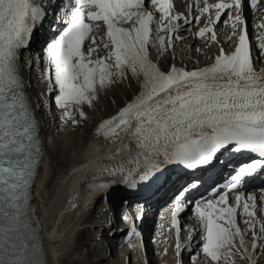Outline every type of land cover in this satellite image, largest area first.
Instances as JSON below:
<instances>
[{
	"label": "snow or ice",
	"instance_id": "obj_1",
	"mask_svg": "<svg viewBox=\"0 0 264 264\" xmlns=\"http://www.w3.org/2000/svg\"><path fill=\"white\" fill-rule=\"evenodd\" d=\"M243 3L247 6L249 0ZM148 4L149 0H49L54 17L50 20L41 0H0V264H48L38 222L34 228L28 215V190L37 175L42 149L40 122L21 76L23 67L34 62L39 66L41 61L47 91L55 106L63 109L60 119H70L72 124L78 123L73 111L80 120L86 119L84 106L91 108L100 93L129 79L130 73L139 91L97 129L105 136L123 131L128 137L123 145L129 156L127 167H114L110 175L116 179L109 185L123 184L143 199L184 180L172 201L174 225L177 214L194 201L192 193L199 191L202 182L187 172L173 180L169 166L206 172L247 158L232 168L219 189H211L215 200L195 201L202 225V244L197 247L210 258L209 264H235L236 256L257 264L256 256H264V219L254 218L255 198L248 195L243 200L240 194L246 185L264 182V73H257L250 62L242 0H196V14L189 12L191 19L174 14L171 0H150V7ZM251 4L255 6L256 0ZM233 9L235 16L231 15ZM222 14L229 16L224 23L231 22L233 34L238 35L232 53L221 49L209 66L192 70L175 64L162 69L150 58V47L159 56L173 48L174 41L184 39L178 35L181 20L184 25L193 21L199 25L204 17V26L195 36L211 34L210 39L216 41L215 26ZM101 25L105 31L98 42ZM33 46L39 50L35 60L25 55ZM101 46L109 49L107 55L93 58ZM100 187L105 188L101 195L106 197L110 187ZM232 192L237 193L234 205L228 199ZM138 207L142 210L143 206ZM240 209L248 217L244 232L237 225ZM119 218L129 219L128 213ZM248 231L250 245L245 241ZM136 234L134 227L128 232L129 236ZM194 236L190 232L189 241ZM176 247L179 255L181 246Z\"/></svg>",
	"mask_w": 264,
	"mask_h": 264
},
{
	"label": "rangeland",
	"instance_id": "obj_2",
	"mask_svg": "<svg viewBox=\"0 0 264 264\" xmlns=\"http://www.w3.org/2000/svg\"><path fill=\"white\" fill-rule=\"evenodd\" d=\"M184 1L185 0H182L181 4H183ZM208 2L214 3L215 0H208ZM247 5L249 7V13L247 11V15H249V18H250L249 19V22H250L249 26L251 27L252 25H254V27H257L256 29L255 28L254 29H255V32L258 34H257V36H255V35L254 36H255V38H257L256 39L257 44L264 46V27H260V25L264 24V20H262V18H264V0H256L255 6H252V4L249 1V3ZM180 6H182V5H180ZM193 6H194V4H193ZM148 7H150V0H149ZM181 9H182V7H181ZM225 12L227 13V10H225ZM57 13L61 16V18H63L62 13H60L59 11H57ZM157 15H158V13H157ZM231 15L232 16L236 15V12L234 9L232 10ZM52 19L54 20L53 16H52ZM226 20H229V16L224 14L221 18V21L218 22L219 28L217 30L215 29L216 36H218L220 34V36L222 37V36H225L226 33L228 32L230 27L224 23V21H226ZM262 21H263V23H262ZM179 23L181 25H183V28L178 33V35L184 37V39H182L180 41H174V47L167 49L163 54H161L159 56L157 55L156 49L153 48L154 58H155L156 63H158L162 69L167 68L173 64H175V66H177V67L187 66L188 70L207 66V65L204 66V64L201 65L198 62V60L201 61L205 58L204 52L206 50H204V48H206L208 50L212 47L211 52L214 54L213 59H215L218 51L221 48L220 44L217 42V40L216 41L211 40V42L209 44L207 39H208V37H210V34H207L206 37H204V38H201V37L196 38L194 36V34H195V21L193 22V24H189V25H184L183 20L179 21ZM48 27L49 26H45V28H48ZM237 30L238 29H236V32H237ZM104 31H105L104 26L101 25L100 30L96 33L98 42L103 37ZM218 32H219V34H218ZM233 32H234V30H233ZM255 32H253V33H255ZM236 37H237V35H235V34L232 36V42H234L236 40ZM194 40H195V42H194ZM199 42L201 44H199ZM197 45L199 46V51L198 50L194 51L191 49L193 46H197ZM201 45L204 47L202 48ZM228 46H229V43L224 46V49H226ZM35 48L36 47L33 46L32 52L31 53H25V55H30L31 58L33 60H35V56L39 52V50L35 49ZM175 48L178 49L180 56L186 55L189 57H185L183 59L175 58L172 54V51ZM188 48L190 49L189 53H191V54H185V53L182 54L181 53L182 51H187ZM108 51H109V49H105L101 46L98 53L94 54L93 58H95L96 55L105 56V55H107ZM223 51H224V53H227L229 51V49H226ZM261 57H264V52L263 51L261 52L259 49V53L257 51V53H255L253 56V61H254L253 67L257 68V67H261L263 65L262 60L260 59ZM21 63L23 64L24 61L22 60ZM23 71L26 73L27 80H29V82L31 81V83H29V90H27V97L29 99L30 106L35 110V116H36L37 120L42 124L41 129L40 128L39 129H40L41 135L43 134V138H45V139H43V141H44L45 146L47 148L46 153L49 151V152L56 155L53 159L50 156H48L49 166L53 170L52 171V178L49 182L50 185L48 187V190H51V193H52V191L54 190V182L56 181L57 177L60 176L61 174H63V172L65 171V169L67 167L72 165L73 161H71L70 155L74 156L75 158H78V155L80 156V154H81V149L84 146H88L91 143L90 141H98V140H102V139H104L105 142L108 141V139L111 136H105L103 134V132H99V133L97 132L99 124L101 122H103L104 120L109 119L111 116L116 115L118 113L119 109L124 107L125 104L127 102H129L137 94V92L139 91V89H137V88H139V85L137 84V82L134 79L131 78L130 73H129V79L124 80L122 82H118V83L112 85L110 88H108L104 92L100 93L98 96V99L93 102V106L91 108L84 106L83 110L86 113V117H87L86 119L80 120L78 113L73 111L72 116L78 121V123L72 124L70 119H68L67 121H63L60 119V116L63 112V109L57 108L55 106L54 97H53L52 93H49L47 91L48 81L44 75L45 67H44L43 62L41 61L39 66H37L34 62L31 67H27V66H26V68L23 67ZM133 84L135 87L133 86ZM32 99L35 100V104H36L35 106L33 104ZM37 105H40V107H36ZM61 146L63 149L60 148ZM64 156L69 157V159L67 158L68 161L63 166H58L56 161H54V160L59 159L60 157H64ZM178 166L179 165H171L169 167L172 170L176 169L173 172H177L178 171L177 169L181 168V166H179V168H178ZM181 170H184V169L182 168ZM180 174H181L180 172L173 174V180H175L176 176H178ZM114 178H111L112 181L114 180ZM115 186H113L111 188L112 191L109 190L106 197L101 196V198H99V200L97 201V204L92 206L94 208L83 209L85 214L91 213L94 209H95V213H93V215L90 216L89 219L84 220L83 223L78 226L77 230L72 233L71 240L73 241V245L70 246L69 248L65 247V249H66L65 253L66 254H62L61 255L62 258L61 257L59 258L60 264H93L94 263L96 258L93 257L94 256L93 253L95 252L92 250L93 246H98L100 248V247H102V244L100 242L94 243L93 245H91L89 243V242H91V239H92L91 236H93L97 233V229L91 231L92 227L91 226L88 227V225H93L97 221L103 220L105 225H107V227H108V228L106 227L107 232H108V230H112L114 228H116L117 231L118 230L121 231L122 228H117L116 226L118 225V227H120V226H122V224H128L129 226H133L135 228V230L138 228H141L144 225L142 218L136 219L134 221V216H135V218H137L138 216L143 217V215L146 214V210L144 211L145 214L142 212L143 210L138 211V209H140V207H138L139 206L138 205L139 200L141 201L143 199L134 196L133 199L129 202L125 198H127V195L130 193V191L127 190L123 186V184H118V185L115 184ZM169 186H171V185H169ZM164 189L165 188L160 190L161 191L160 195L159 194L155 195L148 202V203H152L155 200L154 201L155 204L152 203V205H155L152 208L153 210L147 209L148 210L147 213L149 214L150 218L152 219V223H153L152 224L153 226H151L152 229H150V231L148 232V234H149L148 241L150 244H152L151 246H152L153 255L155 258L158 259L159 264H170V263H168V259L171 258L172 255L174 254L173 252H174V248H175L173 246L174 236L172 234V227L171 226L167 227L168 231L167 230L159 231V234L161 236H160V238H158V240H160V241L156 240L158 235L156 234L157 229H155V228H158L157 226H159V223L162 222L161 220H163V222H165V223H168V220H170L169 219L170 216L168 215V214H170L169 212L166 213V217H163V215L162 216H160V215L163 214V211L165 210V208L163 209V205L167 202L168 203L171 202L169 200H171L173 198L170 196L176 192V189L173 190V192L167 196L162 195ZM247 191H246L247 193L245 192V195L252 194L250 192L251 190H247ZM149 196H151V195H149ZM115 198L117 199V203L119 205V206L117 205L115 207L118 218L123 213L126 212V213H128L129 219H127V220L121 219L122 220L121 221L119 218L118 222H115V224H111L112 227H111V229H109V225L107 224L108 223L107 220L104 221L109 216V213L111 214V212H109L107 210L108 209L107 207H109V204H108V202H106V200H112L113 201ZM159 198H160V200L157 201L159 203H157L156 200H158ZM166 199H168V200L166 201ZM125 202H127V203L125 204ZM168 203H167V205H168ZM152 205L150 207H152ZM161 206H162L161 209H163V210L158 209ZM101 208L105 209L106 211L105 212L103 211V213H98L101 211ZM185 210L186 211L183 215L184 220H183V222L181 221L182 222V223H180L181 225L179 224L178 238L182 243H181V247H180L178 257H179L180 263H181V261H183V264H190V262H194L192 260V257L195 256L198 258V255L196 253V250L198 248L197 244L198 243L202 244L200 234L195 233L194 239L189 241V239H188L189 233L193 232V231H190L189 233L186 232V230L188 229L186 222H190V219L193 218L194 214H196L195 200L192 202V204L190 206L186 207ZM256 211L258 212V215H259L256 220L260 221L261 219H264V208L259 209V211L255 210V212ZM240 213H239V216H237V222L241 226V231L243 232L247 228V226L244 223V220L248 219V217L246 218L245 215H242V209H241ZM256 230L258 231L257 226H256ZM128 232H129V230L125 231L124 235L120 236V239L118 238V240H116L117 246L115 247V254L117 253L119 260L120 261L124 260L126 264H136V261L137 262L140 261V259H141L140 257H142L139 249L141 248V246H143V242H142V240L139 237L137 232H136L137 234L134 236H129L127 234ZM245 239L246 240L251 239V231L247 232ZM192 242H193V244L196 243V247H194L193 245L189 246L192 244ZM129 243H131V246H129ZM187 243H188V245H187ZM156 246H158V247H156ZM175 246H176V244H175ZM186 248H187V253H186L187 258L185 260H182L180 258V253H182V251L186 250ZM199 249L200 248H198V250ZM105 251L103 250V252H105ZM259 251H260V249H258L257 253H259ZM193 253H194V255H193ZM209 259L210 258H208L206 255L203 254V255H201V260H199V264H209ZM240 259L241 258L239 256H236L235 257V264L240 263ZM108 261L109 260H107V261L102 260L101 262H99L97 264H109ZM241 261L245 262V260H242V259H241ZM222 263H223V261H222ZM261 264H264V256H262Z\"/></svg>",
	"mask_w": 264,
	"mask_h": 264
},
{
	"label": "bare ground",
	"instance_id": "obj_3",
	"mask_svg": "<svg viewBox=\"0 0 264 264\" xmlns=\"http://www.w3.org/2000/svg\"><path fill=\"white\" fill-rule=\"evenodd\" d=\"M181 1L182 0H171V2L174 5V14H184L185 16H188L191 19L189 12L191 11L192 15L196 14V7H195L196 1L195 0H185L183 2V4H181ZM41 2L43 4V6H45V7L48 6V4L46 3V0H42ZM216 2H219V0H215L214 3H216ZM193 4H194V6H193ZM180 5H182V6H180ZM242 6L245 7L244 3L242 4ZM181 7H182V9H181ZM48 11H49V19L53 20L52 14H51L52 9H48ZM57 11H59V8H57ZM248 11H249V9H248ZM223 15L224 14H222V16ZM262 20H264V18H262ZM193 22L191 24H193ZM203 22H204V17H201V22L199 25H197V23L195 22V32L198 31L199 27L204 26ZM262 23H263V21H262ZM47 25H48V22L46 21L45 26H47ZM227 25L230 28H229L228 32L226 33V35L221 37L219 32H218L219 35L216 36L217 37L216 40L221 46L217 55L220 54L221 49H223V50L229 49V51L225 54H230L235 50V43L237 41L238 35L235 34V35H237L236 41L232 42V36L234 34H233V29L231 27V22L227 23ZM218 28H219V24L217 23L215 26V29L217 30ZM249 28H251V27L249 26ZM254 28L256 29L257 27H254ZM238 32H239V29H238L237 33ZM215 33H216V31H215ZM257 34L258 33H256L255 36H257ZM194 36H195V34H194ZM195 37L197 38V36H195ZM207 40H208V43L210 44V42H211L210 37H208ZM194 42H195V40H194ZM228 43H229V46L226 49H224V46L227 45ZM199 44H201V43L199 42ZM201 47L203 48L204 46L201 45ZM35 49H37V48H35ZM188 49H187V51H182L181 53L182 54L183 53L191 54V53H189L190 49L189 50ZM191 49L194 51H197V49H199V46L198 45L193 46ZM254 49H255V53H257V51H259V49L261 52L262 51L264 52V46L263 45H259L257 50H256V48H254ZM204 50H206L204 52L205 58L201 61L198 60V62L201 65L204 64V66L205 65L209 66L211 63L214 62V59H213L214 54L211 52L212 47L208 50L206 48H204ZM149 51L151 53L150 58L153 60V62L156 63L155 58H154L153 48L150 47ZM172 54L175 58H178V59H183L185 57H189L186 55L180 56L177 48H175L172 51ZM260 59L262 60L263 65L261 67H257V68L253 67V68L257 73H264V57H261ZM250 62L252 63V66H253L254 61H253L252 56H250ZM21 76H22L23 81H24V91L27 95V90H29V83H31V81L29 82V80H27L26 73L23 71V69L21 71ZM133 86H134V84H133ZM137 89H139V88H137ZM32 101H33V104L35 106L36 105L35 100L32 99ZM38 127L41 129L42 124L39 123ZM40 129L38 131V135H39L40 140H41L42 158H41V162L37 166V175L33 178V182L30 185L29 190H28L29 191L28 203L30 205V208L28 210V215L31 217V223H32V226L34 228L37 227V222H38V232H39L40 243H41L43 252L45 254V258L48 261V264H60L59 258L60 257L62 258V256H61L62 254H66L65 253V251H66L65 247L69 248L70 246L73 245V241L71 240L72 233L77 230L78 226L81 225L84 220L89 219L90 216H92L93 213H95V209H94L93 210L94 212L92 211L91 213L85 214L83 209H87V208L92 209V208H94L92 206L97 204V201L102 196L101 194L105 191V188H101L100 185H105L107 187H110V190L113 186H115V185H109V182L112 181L111 178L115 177V176L110 175V173L112 172L114 167L119 166L120 164H125V166L127 167V160L129 159V156L127 154V151L124 149L123 145L125 144V141L128 139V137H127L125 132L120 131L116 137L111 136L107 142H105L104 139L98 140V141H90L91 143L88 146H84L81 149L80 156L78 155L79 153L77 154L78 158H75L74 156L70 155L71 161H73L72 165L67 167L65 169V171L63 172V174H61L60 176L57 177L56 181L54 182V190L51 193V190H48V187L50 185L49 182L52 178V171L53 170L49 166L48 156H50L53 159L56 155L49 152V151L46 153L47 148H46L45 143L43 141V139H45V138H43V134L41 135ZM133 146L134 145H130L129 147H133ZM60 148H62V146ZM67 158L69 159V157L64 156V157H60L59 159H56L54 161H56L58 166H63L68 161ZM132 159H135L134 155L132 156ZM226 159H228V158H226ZM246 161H247V159L244 160L243 162H246ZM105 168H107L108 171H104ZM182 168H183V166H181V169ZM175 170L176 169H174L173 171H175ZM177 172H173V173L176 174ZM178 176H184V174L181 173ZM115 179H116V177L114 178V180ZM177 182H179V181H177ZM176 186H177L176 184L174 187L172 186V190H174V188H176ZM160 192L161 191H159L158 193L155 192L154 195L146 196L148 198L147 200H150L151 198H153L157 194L160 195L161 194ZM250 192L251 193L253 192L252 193L253 195L252 194L245 195V193L240 192V194L242 195V199L246 200L248 195H252L255 198V205H256L255 210L259 211V209L264 208V191H250ZM236 194L237 193H233L231 196H228L230 205H234ZM162 195H164V192L162 193ZM133 197H134V195H131L129 193L127 195V198H125V199H127L130 202L133 199ZM172 198H174V195L172 196ZM212 199L215 200L214 197ZM159 200H160V198L158 200H156V202ZM109 201L111 203H113L112 200H108L107 202H109ZM154 201L152 203H154ZM169 201H172V199ZM152 203H148V204L152 205ZM157 203H159V202H157ZM167 203H165L163 205L165 210L163 211V214H161L160 216L163 215V217H166V213L169 212L170 214H168V215L170 216V218H169L170 220H168V223H165V222H163V220H161L162 222L159 223V226H157L158 228H155V229H157L156 234L158 235L156 240L160 241V240H158V238H160V236H161L159 234V231H165V230H167V227H169V226L172 227V234L174 236L173 246L175 248H174V252H173L174 254L172 255L171 258L168 259V263L178 264V262H179L178 256L179 255L177 254V247L175 246V244L177 245L179 243V245L181 246V243H182L178 238V229H179V224L182 223L184 220L183 215L186 211L185 210L186 208L182 212L177 214V217H176L177 224L174 225L172 223L171 209L168 210L169 207H166ZM170 207H172V203H171ZM161 208H162V206H161ZM32 209H35L34 213L31 211ZM145 210H146V214L143 212L145 215H143V217H142V221H143L144 225L141 228H138L135 230L143 242V246H141V248L139 249L142 257H140L141 258L140 261H138V262L136 261V264H159L158 259L155 258L153 255L152 246H151L152 244H150L148 241V236H149L148 232L150 231V229H152L151 226H153L152 225L153 223H152V219L150 218L149 214L147 213L148 210L147 209H145ZM103 211L105 212L106 210L101 208V211L98 213H103ZM240 211H241V209L238 210L237 216H239ZM255 213H256V215L254 218L257 219V217L259 215H258L257 211ZM113 215H114V213H113ZM115 217L116 218L114 220H111L108 216L107 217L108 219L104 218L105 219L104 221L107 220L108 225H109V223L112 224V221L118 222V219H119L118 215ZM136 219L137 218H135V216H134V221ZM186 225L188 228L186 230L187 233H189L190 231H193L194 233L200 234V236H201L200 229L202 228V225L200 223V220L198 218L197 213L194 214L193 218L190 219V222H186ZM237 225L241 229V226L239 225L238 222H237ZM90 226L92 227L91 231L97 229V233L95 235L91 236L92 239H91V242H89V243L91 245H93L94 243H99V242L102 244V247H100V248L98 246H93L92 250L95 251L93 253L94 254L93 257L96 258L94 263L97 264V263L101 262L102 260H105V261L109 260L108 261L109 264H126L124 260L123 261L119 260L117 253L115 254V247L117 246L116 240H118V238L120 239V236H123L124 232L132 229L133 226H129L128 224H122V226L118 227V225H117L116 226L117 228H122L121 231L120 230L117 231L115 228L112 230H108V232L106 230L107 225H105L103 220H99L96 223H94L93 225H88V227H90ZM257 228L259 229V223H257ZM110 231L113 234L110 235L109 234ZM245 241H246V243H248L250 245L251 239L250 240L245 239ZM129 246H131V243H129ZM193 246L196 247V243H194ZM156 247H158V246H156ZM102 249L104 251L105 250L106 251L103 252ZM257 252H258V249H257ZM186 253H187V248H186V250L182 251V253H180V258L182 260H185L187 258ZM196 253L198 255V258L193 260L194 262H190V264H199V260H201V255H203V253H202L201 249L198 250V248L196 250ZM193 255H194V253H193ZM256 259H257V264H261L262 256L260 257L258 255L256 257ZM179 264H183V261H181V263L179 262ZM221 264H223L222 261H221ZM238 264H248V262L246 260H245V262H242L240 259V263H238Z\"/></svg>",
	"mask_w": 264,
	"mask_h": 264
}]
</instances>
